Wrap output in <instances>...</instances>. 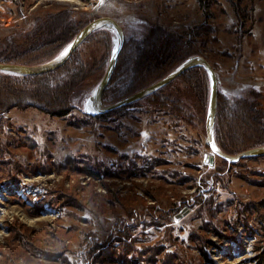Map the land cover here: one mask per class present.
<instances>
[{
    "label": "rangeland",
    "instance_id": "1",
    "mask_svg": "<svg viewBox=\"0 0 264 264\" xmlns=\"http://www.w3.org/2000/svg\"><path fill=\"white\" fill-rule=\"evenodd\" d=\"M75 1L0 0V43L62 11L116 20L125 43L162 26L206 58L229 101L264 91V0ZM136 104L103 120L85 107L0 119V264H264V157L231 164Z\"/></svg>",
    "mask_w": 264,
    "mask_h": 264
},
{
    "label": "trees",
    "instance_id": "2",
    "mask_svg": "<svg viewBox=\"0 0 264 264\" xmlns=\"http://www.w3.org/2000/svg\"><path fill=\"white\" fill-rule=\"evenodd\" d=\"M95 19H79L70 11L36 17L29 28L14 31L0 43V63L38 66L51 62ZM136 36L124 45L103 96L105 105L116 104L152 86L189 58L199 56L198 51L182 36L162 26H144L142 34L138 32ZM21 37L25 41H21ZM116 44L115 33L101 29L52 73L25 77L0 72V119L13 109H36L59 117H67L74 111L83 113L86 100L107 72ZM263 92L257 87H250L233 101L219 92L215 137L225 153L238 155L264 146ZM210 93L208 73L203 68H194L140 101L139 105L147 110L173 115L196 133L199 137L197 142L209 149L205 140ZM145 101L146 106H143L141 103ZM139 105L136 104V107L139 108ZM128 109L124 107L113 113ZM109 115L94 117L103 120ZM220 163L222 172H225L228 163L224 160Z\"/></svg>",
    "mask_w": 264,
    "mask_h": 264
},
{
    "label": "water",
    "instance_id": "3",
    "mask_svg": "<svg viewBox=\"0 0 264 264\" xmlns=\"http://www.w3.org/2000/svg\"><path fill=\"white\" fill-rule=\"evenodd\" d=\"M116 24V28L114 31L118 35V42L115 46L112 58L110 60L107 72L101 81V83L98 85V87L95 89L93 94L88 98L86 101L85 108L87 109V113L89 115H104L108 114L109 112L122 109L124 107H127L129 105H132L134 103L140 102L149 96L159 92L163 88H165L167 85L181 77L184 73L187 71L194 69V68H203L206 70V72L209 75L210 78V85H211V93H210V101H209V108L207 113V122H206V131H207V144L212 150L213 154L216 156H219L220 158L226 160L227 162L231 164L238 163L241 160L249 159V158H257V157H264V146L248 150L245 152H242L238 155H229L221 150V148L218 146L216 137H215V125H216V117H217V111H218V103H219V88H218V77L216 75V72L210 65V63L206 60V58L202 56H195L192 58H189L187 61H185L181 66H179L176 70H174L172 73H170L168 76L160 80L159 82L153 84L152 86H149L148 88L116 103L109 107H106L103 105V95L108 88L112 77L115 73L118 59L120 57V54L124 48L125 45V33L122 27L118 24L116 20H113L111 18H99L94 21H92L89 25H87L80 34L75 38V40L71 43V47L69 52L66 55H61L59 58L42 64L38 66H28V65H21V64H11V63H0V72L11 74V75H17V76H39L44 75L48 73H52L58 69H60L67 61L70 60L74 52L96 31L101 30L104 28V25L107 24ZM69 48V47H68ZM92 110V111H91ZM213 145H215L217 151H213ZM206 159H209L210 164L214 165L215 157L213 155H206ZM189 212L188 209H184V211L179 214L176 218L181 219L182 216L187 215Z\"/></svg>",
    "mask_w": 264,
    "mask_h": 264
},
{
    "label": "bare ground",
    "instance_id": "4",
    "mask_svg": "<svg viewBox=\"0 0 264 264\" xmlns=\"http://www.w3.org/2000/svg\"><path fill=\"white\" fill-rule=\"evenodd\" d=\"M65 2H67V3H70V4H76V1L75 0H65ZM116 26V24L115 23H113V24H107V25H104V29H107V30H111V31H114V29L116 28L115 27ZM64 53V52H63ZM61 56V55H60ZM59 56V57H60ZM58 57V58H59ZM92 111V110H91ZM5 213H7L6 211H4ZM22 218L23 219H25V220H27V222H29V223H34L35 222V220H33V219H27V218H25V216H23L22 215Z\"/></svg>",
    "mask_w": 264,
    "mask_h": 264
},
{
    "label": "snow or ice",
    "instance_id": "5",
    "mask_svg": "<svg viewBox=\"0 0 264 264\" xmlns=\"http://www.w3.org/2000/svg\"><path fill=\"white\" fill-rule=\"evenodd\" d=\"M101 2H103V0H101ZM70 47H71V46H69V48H66L65 51H64V53H62L61 55H62V56H63V55H66V54L69 52ZM213 151H217L215 145H213Z\"/></svg>",
    "mask_w": 264,
    "mask_h": 264
}]
</instances>
